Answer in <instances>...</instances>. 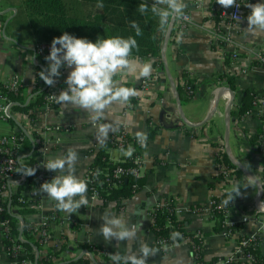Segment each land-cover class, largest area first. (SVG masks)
Segmentation results:
<instances>
[{
    "label": "crops",
    "instance_id": "crops-1",
    "mask_svg": "<svg viewBox=\"0 0 264 264\" xmlns=\"http://www.w3.org/2000/svg\"><path fill=\"white\" fill-rule=\"evenodd\" d=\"M149 5L154 0H143ZM246 4L264 3V0H244ZM187 4L184 13H189L191 23L179 36L173 35L179 18L175 20L168 43L165 47V62L175 84H181L182 73H191L193 92L190 98L181 101V111L190 123L202 122L213 107L219 89L218 78L224 72L236 73L235 99L231 109L241 103L244 90L256 95L264 94V66L255 61L256 55L264 50V34L254 35L246 31L247 16L250 8L244 5L245 17L237 29H229V41L221 42L217 37L218 15L210 6V0H185ZM21 0H0V80L5 81L12 72L28 68L29 74L21 88L24 95L22 105L32 101L35 96L33 75L39 77L37 66L46 68L48 61L39 57L34 49V40L29 36L20 22L17 14L20 11ZM8 29V35L2 39L1 34ZM165 35V34H164ZM17 44L15 50L7 42ZM236 49L239 62L235 67L225 64L224 53ZM141 61H152L154 69L148 78L136 79L131 75L124 77L123 86L135 88L140 95L130 98L126 105L113 104L105 111V116L99 121H92L90 114L72 105L58 103L54 110L36 119L29 118L31 107L12 109L16 126L26 129L28 134L34 131L40 134L45 127L59 126L58 137L60 143L54 145L44 154V159L66 155L71 148L77 151L78 160L75 174L84 179L91 160V151L101 147L108 139L115 125H123L129 135H145L152 132L148 138V145L144 153L146 174L144 187L131 198L124 201V206L118 209L115 203L101 205L100 200L87 192L89 203L82 206L77 213L68 215L57 210L55 201L40 191L38 207H31L32 212L19 215L29 226L40 223L42 217L55 212L57 218L49 223V240L41 244L40 255L55 253L53 264L72 261L86 249L79 245H95L109 252L110 258L103 264H114L111 254L119 252L121 255L138 254L142 243L158 249L155 256L148 258V264H193L191 248L179 243L167 245L164 250L156 247L155 236L151 231L152 218L150 210L160 200L173 197L183 206L195 207L206 205L214 196L228 192L233 181L218 179L215 159L220 153V145L224 144V111L226 99L219 98L217 108L212 117L201 126H190L178 111L174 93L165 73L153 57H139ZM162 61V60H161ZM245 73L239 69L249 67ZM71 69L62 67L61 86L66 88L65 79ZM114 79L120 80L118 75ZM148 79L146 87L142 81ZM39 83L41 81L39 80ZM180 97V96H179ZM262 117L264 109H253L249 114L238 118L229 117V147L232 157L248 169L262 184V169L264 156V135L260 147L251 144L253 136L264 129ZM9 122V121H7ZM18 124H17V123ZM101 124L110 125L107 137H98V127ZM13 126V131L17 128ZM11 130V131H12ZM9 131V132H11ZM8 132V133H9ZM103 141V143L101 142ZM224 146V145H223ZM110 159L118 161L126 154L113 148L109 151ZM54 176L56 175L55 172ZM242 174H244L242 172ZM249 182L240 184V195L236 202L230 204L228 220L231 224L243 223V234L258 233L264 238V210L242 222V216L247 214L245 206L251 202L255 204L258 193L257 185L248 177ZM263 187V186H262ZM12 188L11 191H15ZM28 190L23 188L21 194L28 197ZM30 199V198H29ZM32 200V199H30ZM243 205V208L240 205ZM16 214L17 206L11 207ZM105 215L123 216L129 227L138 229L136 239L117 242L112 239L105 241L99 232ZM182 218L188 220L186 229L189 232L201 231L204 234L202 254L205 259L218 256L224 259L235 250L236 243L222 232H214V220L200 219L198 216L185 213ZM21 223V222H20ZM264 249V242L261 243ZM83 256H88L85 254ZM82 256V257H83ZM0 264H19L10 258L3 243L0 231Z\"/></svg>",
    "mask_w": 264,
    "mask_h": 264
},
{
    "label": "trees",
    "instance_id": "trees-1",
    "mask_svg": "<svg viewBox=\"0 0 264 264\" xmlns=\"http://www.w3.org/2000/svg\"><path fill=\"white\" fill-rule=\"evenodd\" d=\"M215 0H210V6L213 8ZM141 3H146L143 0H21V9L17 14V22L23 24L22 27L26 33L32 37L33 42H52L53 38L62 35L64 32H68L78 38H87L92 42H95L98 38L105 39L113 36H120L127 38L129 36L135 37L138 43V50L134 49L132 55L135 57H153L159 66L162 68V61L160 56L161 45L163 37L166 31H161L159 28V18L151 12V6L148 4V11L141 14L138 11V6ZM102 5V7H98ZM216 12V11H215ZM218 15V12H216ZM135 21L142 30V35L136 36L135 29L131 27V22ZM224 61L226 65L230 64V54L224 53ZM42 68L37 66V73ZM236 73L224 71L218 78L220 86L229 88L233 93L236 91L235 87ZM39 83V82H37ZM176 89L179 93L180 99H183L184 89L179 82L175 81ZM43 90L35 89L34 101L29 102L28 105H22L24 102V95L22 90L18 94L12 95L14 104L12 109H24L27 111L29 107L32 108L34 104H41ZM255 94L249 90L243 91L241 103L236 104L234 109H231L230 115L237 116L238 118L244 116L245 112L252 107V101ZM33 114L30 112L29 118H33ZM12 122L17 128L16 133H23L18 128L12 119L8 120ZM264 125V117H262ZM31 139H36L37 134L34 131L29 132ZM264 135V129L258 131L251 139V144L260 147L262 143V136ZM152 136V132L148 134V138ZM224 144L220 145V156L227 168L231 171L233 184L238 183L242 176V171L232 163L225 150ZM25 146L31 147L30 140L25 138ZM117 147V143L112 139L107 141L98 149L91 151V160L89 168L92 170L88 180V192L95 194L100 200L101 205H105L109 202L115 203L118 209L123 208L124 201L131 198L135 193L140 191L146 181V174L149 169H142V173L139 176L134 175L130 171L138 167L134 162V154L130 157L125 155L120 161H113L110 159L109 151ZM35 151L25 158L23 162L24 168H36L33 161ZM263 169L261 177H264V156L262 157ZM121 168L124 170L121 174H116L115 170ZM35 175L26 176L25 183L16 186V190L10 193V206H17L16 214L8 211L7 204L8 199L5 202V211L3 213L4 218H8L11 226V236L18 237L20 232L21 223L16 215H25L33 211L29 207L32 203L31 200H25V196L21 194L23 188L30 189L36 186L34 180ZM240 185V184H239ZM264 188V183H262ZM225 192L219 196H214L212 199L215 202L222 201L227 198ZM22 198L23 202L19 201ZM261 198L264 199V191L261 194ZM173 197L160 199L150 210V216L152 218L151 231L155 236L156 247L164 250L167 245L179 244L183 241L184 237H191V240L198 247L193 249V264H219L223 259L218 256H213L209 259L203 257L202 240L193 236V233L189 232L186 227L188 224L187 219H179L174 215L172 211ZM214 232H221L224 227L225 216L221 210H214ZM259 213L254 211L253 216ZM229 231L236 232L243 228V223L238 222L227 226ZM174 231L181 233V238H177L176 241L171 239V234ZM23 240H18L20 244L27 252V257L30 258L35 264H53L55 253H47L40 255L41 243L37 236L36 230L32 226L28 225V222L23 221V229L21 233ZM246 236L240 234L235 238L236 244L240 245L244 255H251L254 264H264V249L259 244L264 242V238L258 234L251 245L241 246V239ZM161 241L162 243H160ZM5 248H9V241L3 238ZM78 248L86 249L94 258L91 260L89 256H83L76 261H71L68 264H103L98 259V253L105 251L95 245H79ZM36 250L38 251V257L36 258ZM107 252V251H105ZM109 254V252H107ZM11 258V257H10ZM105 257V259H109ZM18 262V259H15ZM36 261V262H35ZM57 264V263H56ZM228 264V263H225Z\"/></svg>",
    "mask_w": 264,
    "mask_h": 264
},
{
    "label": "clouds",
    "instance_id": "clouds-1",
    "mask_svg": "<svg viewBox=\"0 0 264 264\" xmlns=\"http://www.w3.org/2000/svg\"><path fill=\"white\" fill-rule=\"evenodd\" d=\"M203 2L207 3V0ZM216 3L225 9L239 8L236 0H216ZM245 6L251 10L247 16L246 31L254 35L264 34V3H249ZM186 7L185 0H154L151 12L159 18L160 30L166 31L171 21L182 18ZM138 11L141 14L146 13L148 4L141 3ZM131 27L135 29L136 36L142 35V30L135 21L131 22ZM177 42H180V37ZM138 47L133 36L98 38L92 42L87 38H78L64 32L53 38L49 55L45 57L48 65L39 71L38 75L46 85L52 87L56 78L60 77L62 67L71 69L65 79L66 88L58 95L53 94V99L63 105L77 106L87 111L92 121H99L104 118L105 111L111 105H126L130 98L140 95L135 88L123 86L124 77L131 75L141 79L152 75V61H141L139 57L132 55L133 50H138ZM118 75L121 79H114ZM110 127L107 124L99 125L98 137L106 138ZM138 139L146 146V136L138 134ZM132 151L129 147L125 154L130 157ZM77 160V151L70 148L66 155L56 156L42 164L46 170L55 172L56 175L50 181L42 183L40 191L55 201L57 210L68 215L77 213L82 206L89 203L88 181L75 174ZM36 170L24 168L22 171L26 176H33ZM240 189L238 183L233 184L223 203L227 205L233 201L241 194ZM102 220L99 232L105 241L115 239L122 242L136 239L138 229L129 227L123 216L105 215ZM177 238H181V233L174 231L171 239L176 241ZM157 251L158 249L150 247L147 243H142L138 254L121 255L116 252L111 254V260L114 264H148V258L155 256Z\"/></svg>",
    "mask_w": 264,
    "mask_h": 264
},
{
    "label": "built area",
    "instance_id": "built-area-1",
    "mask_svg": "<svg viewBox=\"0 0 264 264\" xmlns=\"http://www.w3.org/2000/svg\"><path fill=\"white\" fill-rule=\"evenodd\" d=\"M237 5H239V8L231 7L228 9L223 8L218 3H216V0L214 1L213 8L216 12H218V23H217V37L218 40L221 42L229 41L228 37V31L229 29H237L240 25V23L243 21L245 17L244 12V0H236ZM191 23V17L189 13H184L182 18H179V21L175 27V30L173 32V35L177 38L183 33V31L186 29V27ZM51 47V42H35L33 44V49L35 53L41 57L44 58L49 55ZM230 54V64L229 66L235 67L236 64L239 62V54L236 49H231L227 51ZM255 61L258 65L264 66V50L256 55ZM249 67H243L240 68V73H245L248 71ZM29 70L28 68H25L20 71H14L11 73L9 78L5 81L0 80V121L1 122H7L12 116V105L14 104L12 100V95H16L19 93L21 88L26 82V79L28 78ZM34 77L33 87L35 89L43 90L42 95V103L41 104H34L32 105V108L30 112L34 115V119L51 113L56 105L58 104L52 97L53 94L58 95L61 90H63L61 86V75L60 77L56 78V83L54 86L49 87L44 83L43 80L40 79V77H36V75L32 76ZM194 77L191 73H182L181 76V86L184 89V97L190 98L193 92L192 88V81ZM41 81V83H37ZM218 85L220 86L219 81ZM149 83L148 79H144L142 81V86L146 87ZM223 97L226 99V103L228 102L229 95L225 93ZM34 101V98L31 102ZM30 101H26V104H29ZM30 102V103H31ZM264 109V94L262 95H256L254 96V100L252 101V107L245 112L244 115L249 114L253 109ZM243 117V116H242ZM60 131L59 126L54 127H45L42 131H40V134H37L36 139H29L24 133H16L15 131H11L9 133H0V231L2 232L3 238L7 239L10 243L9 248L6 249L9 256L15 260L18 259L19 264H35L30 258L27 257L26 250L18 244V240H23L22 235L18 237L11 236V226L10 221L8 218L3 217V213L5 211V202L9 201V195L12 192V188H16L19 184L25 183V175L23 174V162L26 157L30 156L32 144L34 145L33 151H35V156L33 157L34 165L36 167V173L34 180L36 182V186L33 188H30L28 190V197L25 196V200H31L32 203L29 204L31 207H38L39 201H40V185L46 181H50L54 177V173L52 171L46 170L42 164L46 163V160L44 159V154L51 149L54 145H58L60 143L58 132ZM145 136V135H143ZM28 138L31 142V147L25 146V138ZM108 139H112L117 143V149L127 152L129 150V147H131L132 154H134V162L138 167L131 169L130 171L127 170V172H132L134 175L139 176L142 173V169L144 167L145 158L144 153L147 148L148 142L146 137V146L140 142L138 139V135L133 136L129 135L123 125H115L112 128V132L110 133ZM32 151V152H33ZM121 160V159H120ZM118 160V161H120ZM215 167L217 168L218 172V179L220 181H229L232 179L231 171L227 168L225 163L222 161L220 153L217 154L215 159ZM92 172V170L88 167L87 172L85 174L84 180L88 181L90 179L89 175ZM124 170L121 168H118L115 170L116 174L123 173ZM249 182L248 176L245 174H242L239 184H247ZM262 183H264V177L262 178ZM264 191V188H263ZM93 196H96L93 194ZM257 197V195H256ZM30 198V199H29ZM225 198L222 201L215 202L213 199H210L209 202L206 205L202 206H195V207H188L183 206L180 202H178L177 199H173L172 202V211L174 215H176L179 219H183L182 216L185 213H191L196 216H198L200 219L207 220L212 219L214 220V210H221L225 216L224 219V227L221 231L223 235L229 239H233L235 241V238L238 237V235L243 234L240 231L236 232H230L227 226L232 225L228 220V212H229V206L230 204H234L236 202V197L233 201L229 202L227 205H225L223 202L226 200ZM19 201L23 202L22 198H19ZM243 208V205H240ZM259 206L262 210H264V199L260 198ZM246 213L242 216V222H245L249 220L251 217V214L253 215L255 211V205L253 203L249 202L245 208ZM10 211L13 213L11 206ZM57 218V215L55 212L48 213L44 215L37 225L32 226L34 230L37 232V236L40 240L41 244L47 243L49 240V223L51 221H54ZM193 233L194 237H197L198 239H201L202 242H204V234L201 231H195L191 232ZM240 243L241 246L251 245L255 238L258 236V233H253L250 235L245 234ZM162 243L161 241H159ZM181 243H184L188 245L191 250L197 249L198 247L195 245L193 240H191V237H184L183 241ZM236 243V242H235ZM261 247V244H259ZM203 249V243L201 247V251ZM43 256V255H42ZM109 257V254L105 251H100L98 253V259L103 260L105 263L107 259L105 257ZM254 264L253 258L251 255L243 254V250L240 247V245L236 244L235 250L231 253V255L225 257L222 261L219 262V264Z\"/></svg>",
    "mask_w": 264,
    "mask_h": 264
},
{
    "label": "water",
    "instance_id": "water-1",
    "mask_svg": "<svg viewBox=\"0 0 264 264\" xmlns=\"http://www.w3.org/2000/svg\"><path fill=\"white\" fill-rule=\"evenodd\" d=\"M174 23H175V20L171 21L170 26L167 28V30L165 32V35H164L163 41H162V45H161L160 56H161V60L163 62V67H164L165 73H166V75L168 77V80L170 82L171 89H172V91L174 93L176 104H177V107H178V111H179V113L181 115V118L190 126H201L202 124L206 123L212 117L214 112L216 111L217 103H218L219 98L222 97L225 93H227L229 95V99H228V102L226 103V107H225V111H224V123H225L224 150H225L229 160L232 163H234L245 175H247L257 185L258 193H257V197L255 199V204L254 205H255L256 211L258 213H260L261 211H263L260 208V206H259V201H260V198H261V194L263 193L262 184L248 169H246L243 165H241V163H239L238 161H236L232 157L231 151H230V147H229V117H230L231 107H232V105L234 103L235 93H233L229 88H226V87H222L221 89H219L215 99L213 100L212 109L209 111L208 115L205 117V119L202 122H199V123H196V124L190 123V122H188L185 119V117L182 114L181 101H180L179 93H178V91L176 89V86H175V84L173 82V79L171 78V75H170L169 70L167 68V64L165 62V47H166V45L168 43V40L170 38L171 32L173 30ZM18 126L22 130V132L31 140V137L28 134V132L26 131V129L24 127H22L21 125H19V124H18ZM33 149H34V145L32 144L31 153H32ZM7 209H8V211H10V199L8 201V204H7ZM16 217L21 222V227H20V232H19V236H21L22 229H23V218L21 216H19V215H16ZM85 254H88V256L91 258V260L95 261L93 256L87 250L83 251L77 257L72 259V261H76V260L80 259ZM35 255H36V258H37L38 257V251L37 250H36ZM69 262H71V261H65V262H62V263H59V264H68Z\"/></svg>",
    "mask_w": 264,
    "mask_h": 264
},
{
    "label": "rangeland",
    "instance_id": "rangeland-1",
    "mask_svg": "<svg viewBox=\"0 0 264 264\" xmlns=\"http://www.w3.org/2000/svg\"><path fill=\"white\" fill-rule=\"evenodd\" d=\"M7 35H8V29L4 31L3 34H1L2 39H5ZM7 43L9 44L11 43L10 45H12L15 50L17 49V46H16L17 44L10 42V41ZM12 125H14L12 122H1L0 121V133H8L9 131H11L13 129Z\"/></svg>",
    "mask_w": 264,
    "mask_h": 264
}]
</instances>
